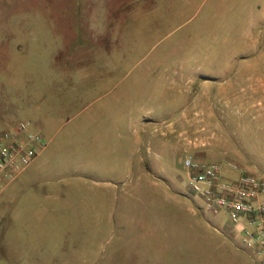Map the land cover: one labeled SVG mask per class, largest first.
Segmentation results:
<instances>
[{"label":"rangeland","instance_id":"rangeland-1","mask_svg":"<svg viewBox=\"0 0 264 264\" xmlns=\"http://www.w3.org/2000/svg\"><path fill=\"white\" fill-rule=\"evenodd\" d=\"M250 62L264 68V0H0V105L9 122L0 130L30 122L53 136L57 159L41 176L58 175L77 196L42 220L29 199L33 173L13 184L14 201L0 202V264H263L231 237L227 213H211L191 190L185 167L188 156L199 161L201 76L222 73L221 87L246 95L264 83V69L244 72ZM150 89L163 94L149 99ZM175 90L191 97L188 133L158 123L175 130L171 156L158 157L159 142L138 156L135 120L150 107L168 112ZM206 109L212 132L264 136V124L246 123V108ZM99 131L104 139L93 137ZM262 143L248 148L260 158L253 175L264 178ZM141 157L149 172L136 168Z\"/></svg>","mask_w":264,"mask_h":264},{"label":"crops","instance_id":"crops-1","mask_svg":"<svg viewBox=\"0 0 264 264\" xmlns=\"http://www.w3.org/2000/svg\"><path fill=\"white\" fill-rule=\"evenodd\" d=\"M259 42V40L253 41V43ZM253 52L251 58L254 60L258 57V55ZM250 64L251 65L242 67L245 69V73H258L259 70L264 69L263 67L258 66L259 63L255 64L254 62H250ZM225 79L226 78H224V75L222 73L214 72L209 76H201V79L198 83L197 97L195 99V101L197 102V107L199 108L197 132L200 139V154L198 158L201 162L208 163L209 160H212L213 162L211 163L221 164L223 167V178L230 182H236L239 179L241 172L231 170L227 166V164L229 162L237 163L243 171L253 174L252 172H254V167L256 166V164H258L260 158L255 155L256 153L248 148V144L262 143L264 136H259V134L256 135V133L254 132L248 136L232 133L234 139L230 140L225 136L223 129L219 130V132H212V114H208L206 112V107H210L214 103L215 106L226 105L230 107L239 106L241 108H246L245 111L248 115V120L246 121L247 124H252L251 126H253L254 124H264V83L248 85L247 89H242L245 90L247 94L241 95L239 94L237 88L234 89L233 86H231L230 89L221 87L220 84L222 82H225ZM140 89V93L145 90L143 86L140 87ZM150 90L152 91V93L146 95L147 97H149V99L154 97V95L156 94H163V92H161L159 89ZM153 92L156 93L153 94ZM167 96L170 97L169 99H173V102H170L169 104L171 106L168 112H165L163 113V115L158 116L157 110L150 107L146 110L147 116H140L135 120V123L140 126L139 128H141L134 140V147L137 150L136 153L138 156L141 152H143L142 150H144L145 148L147 155L152 154L154 150H160L158 148L159 143H161L164 151L162 156L158 155V157L163 160L166 156H171L169 154V147L171 145L170 137L175 133V130H159L157 128L158 123L168 122L180 124L181 127L185 128L184 130L179 132V134L182 135L185 133V131H187L188 133V130L190 128L189 124L194 122V119H191L192 115L190 111L191 109L189 107L192 104L191 97L185 99L184 92H182V90H177V92L175 90L174 95H169V92H167ZM0 106L4 108L0 109V126H4L6 124H9L8 117L7 115L1 114V112L5 113L7 107L3 103H1ZM202 110L204 111V118H202ZM101 119V117L92 116L89 118V122H110L109 120L102 121ZM236 122L238 123L239 127H243V124H241L244 122L243 120ZM27 123H29V126H31L30 122ZM247 128H249L248 125ZM94 130L95 129H93V131ZM35 132L40 133L43 136L44 141L47 140L45 141L46 146L41 150L35 162L29 168L24 170L15 180L11 182L4 180L3 184H0V202L3 199L14 201L15 197L6 193L11 191V186H13V184H15L18 180L27 176L28 174L33 173L34 182L36 183L34 184L35 188L33 191H31L29 199L30 202L34 204V207L37 211L36 214H40L41 219L43 220L44 217H46L48 214L55 213V211L61 210L63 208V205L71 204L76 201L77 196L68 194L63 187H60L58 185L59 182H54V180H56L55 178H57L58 175L55 178H53V174L41 176V174L46 171L47 166H49L50 162L52 161V158L57 159V149H53L51 147L54 141L53 136L44 133L42 134L39 131ZM93 137L104 139V134L99 131L95 136L93 135ZM118 138H123L121 136V133L118 134ZM120 148H122V146H118V150ZM259 155H261L260 157L264 156V151H260ZM60 163L61 162H59V164ZM71 163L73 164V168H78V166L75 165L76 161H71ZM136 168L147 172L150 171L149 165L143 157L138 159ZM262 169L264 170V167ZM48 170L51 169L49 168L47 169V171ZM41 179H43L44 181L42 180V182ZM40 181L41 183H46V186H48V188L45 189V186L42 184L39 186ZM74 187L75 186H73V188ZM40 189L43 190L41 191ZM68 191L70 193V189H68ZM230 226L231 237H240V235L238 234V228L233 226L231 223Z\"/></svg>","mask_w":264,"mask_h":264},{"label":"built area","instance_id":"built-area-1","mask_svg":"<svg viewBox=\"0 0 264 264\" xmlns=\"http://www.w3.org/2000/svg\"><path fill=\"white\" fill-rule=\"evenodd\" d=\"M29 128V123L19 122L13 129L0 130V184L15 180L46 146L43 136ZM227 166L241 172L236 182L223 178L221 164L188 156L189 187L204 200L208 211L227 213L230 223L238 228L242 247L261 257L264 264V178L243 171L234 162Z\"/></svg>","mask_w":264,"mask_h":264}]
</instances>
